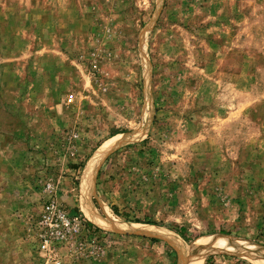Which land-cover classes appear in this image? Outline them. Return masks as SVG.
<instances>
[{"label":"rangeland","instance_id":"374dc122","mask_svg":"<svg viewBox=\"0 0 264 264\" xmlns=\"http://www.w3.org/2000/svg\"><path fill=\"white\" fill-rule=\"evenodd\" d=\"M116 137L92 206L201 253L86 218ZM50 181L89 231L64 264H260L242 247L264 253V0H0V264H45Z\"/></svg>","mask_w":264,"mask_h":264},{"label":"built area","instance_id":"2783aa9c","mask_svg":"<svg viewBox=\"0 0 264 264\" xmlns=\"http://www.w3.org/2000/svg\"><path fill=\"white\" fill-rule=\"evenodd\" d=\"M48 200L35 224L37 250L45 264H64L80 259L87 250V223L76 211H68L56 197L53 182L45 185Z\"/></svg>","mask_w":264,"mask_h":264},{"label":"bare ground","instance_id":"6f19581e","mask_svg":"<svg viewBox=\"0 0 264 264\" xmlns=\"http://www.w3.org/2000/svg\"><path fill=\"white\" fill-rule=\"evenodd\" d=\"M125 142L126 140L123 137H116L109 141L97 151L95 156L90 160L88 166L86 167L81 182L80 200V207L86 218L98 227L110 232L123 234L132 233L164 240L178 252L180 258H185V256L188 254L201 253L204 248L209 246V243L197 242L192 244L190 247L187 246L178 235L168 229L152 225H133L122 221L120 218L111 216L107 211H105V214H101L92 206L90 199L93 191L94 178L99 166L104 162L107 156L111 154L112 151L119 148ZM242 248V250H244V254L252 257L260 264H264V253L254 251L253 249L247 248V246Z\"/></svg>","mask_w":264,"mask_h":264},{"label":"trees","instance_id":"16d2710c","mask_svg":"<svg viewBox=\"0 0 264 264\" xmlns=\"http://www.w3.org/2000/svg\"><path fill=\"white\" fill-rule=\"evenodd\" d=\"M134 222L139 223L140 221H134ZM90 226H92V225L90 224ZM220 233L225 234V235H230L229 233L223 232V231H220ZM180 234H182V233H180ZM184 239H186V238L184 237ZM151 241L152 242H159V240H157V239H151ZM263 246H264V244H263ZM212 259H213V257L208 258L207 262H210Z\"/></svg>","mask_w":264,"mask_h":264}]
</instances>
